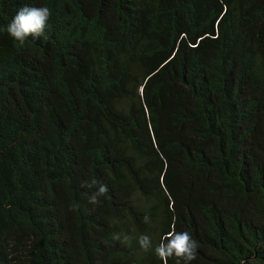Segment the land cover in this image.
<instances>
[{"label":"trees","instance_id":"1","mask_svg":"<svg viewBox=\"0 0 264 264\" xmlns=\"http://www.w3.org/2000/svg\"><path fill=\"white\" fill-rule=\"evenodd\" d=\"M23 6L51 15L0 33V264H162L172 231L264 264V0H0V27Z\"/></svg>","mask_w":264,"mask_h":264},{"label":"clouds","instance_id":"2","mask_svg":"<svg viewBox=\"0 0 264 264\" xmlns=\"http://www.w3.org/2000/svg\"><path fill=\"white\" fill-rule=\"evenodd\" d=\"M50 15L48 7H20L8 23L0 27V33L6 34L14 44L22 47L29 37L32 40L46 38ZM106 191L105 185H97L95 191L88 197L89 203L95 205L98 198L102 197ZM144 220L148 222L149 218L145 216ZM113 239H120V237L113 236ZM124 240H127V237H124ZM138 244L145 251L152 247L147 236H141ZM198 248V242L188 232L172 231L161 237L160 242L153 248V252L162 264H167L169 258H174L177 264H193L197 259Z\"/></svg>","mask_w":264,"mask_h":264}]
</instances>
